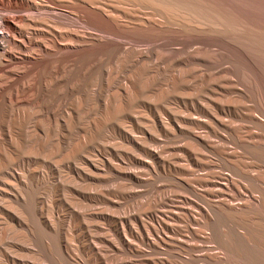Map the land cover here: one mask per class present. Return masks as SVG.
Wrapping results in <instances>:
<instances>
[{"label":"rangeland","instance_id":"374dc122","mask_svg":"<svg viewBox=\"0 0 264 264\" xmlns=\"http://www.w3.org/2000/svg\"><path fill=\"white\" fill-rule=\"evenodd\" d=\"M89 1L16 68L0 264H264V0Z\"/></svg>","mask_w":264,"mask_h":264},{"label":"bare ground","instance_id":"6f19581e","mask_svg":"<svg viewBox=\"0 0 264 264\" xmlns=\"http://www.w3.org/2000/svg\"><path fill=\"white\" fill-rule=\"evenodd\" d=\"M48 1L51 4V6L41 5V2L38 0H0V150H1V148H5L4 146H10L11 141H12V134H13L12 131H13L14 124H15L14 121L16 120V119H11L12 111H14V110H16V111L25 110L29 106V99L25 97L28 94V90L27 89L23 90L25 93L24 94L25 98H24L23 94H21L22 96L19 97L18 93H17V89L16 88L14 89L11 87V85L13 83V78L15 79V77L18 76L17 72H16V68H21L24 71L28 70V69L30 70V66H32V64H34L35 62H38V63L41 62L42 63L44 59H45L44 61H46V59H48V60L55 59V58H57L58 55H62V54L67 55V60L70 62L72 60V55L74 53H76L77 51L86 47V45L84 44L85 43L84 39H70L71 44L67 45V46H61L58 43H56L55 41L54 42L53 41L52 42L51 41L45 42V41L37 40V38L38 39L46 38V36H44V32H43L42 27L45 25V23L47 21H50L49 18H51L53 15L55 16L56 13L53 14V12H54L53 9L55 7L73 9L74 7H72L71 4H72V2L77 1V2L82 3V10L84 12L91 13L92 2H90L89 0H48ZM60 1H64L67 4L66 5L61 4ZM11 7H19L22 9V11H21V13H17L16 15H12V16L5 15V13H4V12H6L5 9L11 8ZM94 8L104 16L109 15V14H107V13H109L107 8L101 7L99 5L94 6ZM58 9H60V8H58ZM118 9H120V8H118ZM22 12H24V13H22ZM71 13L73 14L75 12H71ZM101 14H97V16H99V15L101 16ZM53 18L54 17H52V19ZM58 18H60V17H58ZM86 18L87 17L85 16V19ZM61 19H58V21ZM103 19L106 20L105 17ZM55 20L57 21V19H55ZM87 20H89V18ZM60 22H62V21H60ZM65 23L68 25L67 21ZM85 23H88V22H85ZM88 24H90V23H88ZM69 25L74 26L76 30L79 27H81L77 23H74L72 21H71V23H69ZM76 27H78V28H76ZM71 28L73 29V27H71ZM80 30L82 31L81 28H80ZM80 30H78V31H80ZM72 32L74 33L75 31H72ZM115 33H117V32H115ZM54 34H57V33L55 32ZM74 34H75V36H76V34L78 35V33H74ZM79 36H80V34H79ZM114 36L116 37V35H114ZM121 36L122 35H119V37H121ZM117 37H118V35H117ZM122 38H123V36H122ZM113 40L114 39L112 38V41ZM115 42H116V40H115ZM109 44L112 45V43H109ZM109 44H107V45L110 46ZM118 44L120 45V42L117 41L116 45H118ZM102 45L104 46V48H106V44L104 45V43H102ZM102 45H100V46L97 45V46L102 47L101 48V50H102L103 49ZM94 46H93V49L95 48ZM112 46H114V44ZM88 47H86V48H88ZM89 48H88L89 50H92L91 46ZM62 49H66V50L63 52H59ZM96 49H97V47H96ZM28 53H31L32 56H28ZM57 53H58V55H56ZM43 54H47L50 57L45 58V56H43ZM153 60H155V59L153 58ZM156 61H157V59H156ZM38 63H37V65H39ZM106 83H108V82L106 81ZM109 85H110V83H109ZM107 86H108V84H107ZM36 105L38 106V104H36ZM25 106H26V108H25ZM7 111L10 113L9 115H7L8 114ZM28 118L29 117L23 116V117H21V119H17L18 124H20L21 128L25 131L27 129L26 127L28 126L27 125L28 124ZM5 167L8 168L9 167L8 164H6ZM14 172H16V171H14ZM8 174H9V172H8ZM17 177H18V175H17ZM4 233H6V232H4ZM5 237L6 236L4 234L3 238L6 239ZM23 262H21V263H23Z\"/></svg>","mask_w":264,"mask_h":264}]
</instances>
